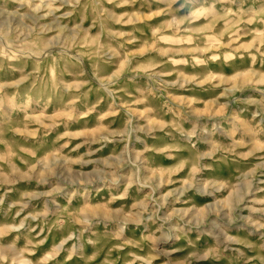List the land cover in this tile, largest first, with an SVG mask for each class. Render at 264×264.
I'll use <instances>...</instances> for the list:
<instances>
[{"label":"rangeland","instance_id":"rangeland-1","mask_svg":"<svg viewBox=\"0 0 264 264\" xmlns=\"http://www.w3.org/2000/svg\"><path fill=\"white\" fill-rule=\"evenodd\" d=\"M0 264H264V0H0Z\"/></svg>","mask_w":264,"mask_h":264}]
</instances>
